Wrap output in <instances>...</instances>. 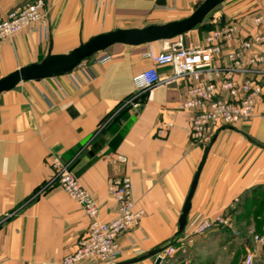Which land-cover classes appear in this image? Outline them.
I'll list each match as a JSON object with an SVG mask.
<instances>
[{
    "label": "crops",
    "instance_id": "crops-1",
    "mask_svg": "<svg viewBox=\"0 0 264 264\" xmlns=\"http://www.w3.org/2000/svg\"><path fill=\"white\" fill-rule=\"evenodd\" d=\"M165 1L159 7L156 0H44L49 8L45 30L24 29L0 42V79L48 54H62L89 28L110 32L165 24L160 21L190 16L198 2ZM32 2L0 0V21ZM259 15H264V0H222L202 24L182 35L184 44L202 46L215 25L236 24L238 36H248L258 28L253 18ZM174 20L179 19L169 22ZM163 44H117L98 54L109 56L103 63L85 60L69 73L20 82L0 93V264H60L87 228L81 207L60 188L34 196L50 177V155L73 161L72 172L96 200L102 221L117 214L107 180L129 177L131 199L144 214L136 228L118 237V262L178 241L197 218H231L248 207L251 195L264 192L263 94L248 121L212 134L185 228L178 233L183 204L209 144L190 137V114L180 107L183 84L156 86L141 97L138 110L125 108L113 116L133 94V76L152 66L143 55L157 54ZM158 72L163 77L169 69ZM219 228L193 237L191 244L202 248L219 243ZM233 241L242 245L238 238Z\"/></svg>",
    "mask_w": 264,
    "mask_h": 264
},
{
    "label": "built area",
    "instance_id": "built-area-1",
    "mask_svg": "<svg viewBox=\"0 0 264 264\" xmlns=\"http://www.w3.org/2000/svg\"><path fill=\"white\" fill-rule=\"evenodd\" d=\"M48 18L49 8L44 0H33L0 21V42L24 29L43 31L48 27ZM212 22L216 23V20L212 19ZM253 23L258 28L245 37L238 36L240 28L236 24L215 25L205 35L202 46H185L182 36H178L173 38L174 41H164L157 54L145 53L143 57L150 60L152 66L133 76L134 92L120 104L113 116L125 108L138 110L140 99L147 91L174 82L183 84L180 107L190 114V137L194 142L207 144L218 128L248 121L264 94V15L254 17ZM231 42H236L233 48L229 46ZM108 59L109 56L103 54L95 58L94 63ZM162 67L169 69L163 77L158 72ZM118 161L123 163L125 159L118 157ZM47 164L50 177L34 196L58 187L81 207L88 221L73 251L64 256L60 264H79L89 259H94L95 264L117 263L121 254L118 237L136 228L144 214L142 209L135 208L131 199L129 177L107 180V193L117 204V214L109 221H102L96 200L72 172L73 161L63 162L59 156L50 155ZM215 226L231 228L230 217L193 220L190 232L179 239L178 244L164 247L157 256L164 261L184 244H191L193 237ZM253 258L254 254L250 253L244 263L251 264Z\"/></svg>",
    "mask_w": 264,
    "mask_h": 264
},
{
    "label": "water",
    "instance_id": "water-1",
    "mask_svg": "<svg viewBox=\"0 0 264 264\" xmlns=\"http://www.w3.org/2000/svg\"><path fill=\"white\" fill-rule=\"evenodd\" d=\"M222 0H204L193 13L181 20L171 21L165 24H153L144 28L117 29L111 32L97 35L84 44L74 48L66 54H48L45 59L38 63L24 66L7 76L0 79V93L12 90L20 82L40 81L61 74H66L78 67L83 61L91 58L99 52L117 45L139 46L156 41H166L193 30L202 24L208 14L215 9ZM155 4L163 7L165 0H156ZM214 136L211 137L209 144L205 147L202 160L193 176L190 189L183 204L181 214L178 219V233H182L190 208V200L193 195L199 172L203 166L206 154L209 150ZM164 248H157L147 251L146 253L131 258L129 260L117 262L115 264H135L140 261L155 257V264H160L161 259L157 256ZM264 253V244L262 246Z\"/></svg>",
    "mask_w": 264,
    "mask_h": 264
},
{
    "label": "rangeland",
    "instance_id": "rangeland-1",
    "mask_svg": "<svg viewBox=\"0 0 264 264\" xmlns=\"http://www.w3.org/2000/svg\"><path fill=\"white\" fill-rule=\"evenodd\" d=\"M201 1L203 0H198L195 7H198ZM184 18L186 17L178 15L165 18L160 22L168 23L171 19L181 20ZM107 29L108 28H89L88 31L81 33L77 41H75L73 44H70V47H65V49H62V54L69 53L74 48L84 44L97 35L107 33L105 31ZM116 29L117 28H112L111 31ZM171 41H174V39ZM109 49L110 48L106 50ZM98 54H101V52L96 53L87 60L93 61L98 56ZM141 59L147 60L143 57ZM249 198L250 199L247 208L253 204V207L254 205L256 206L254 207L255 209L249 212H247L248 209L246 207L242 209V211L238 209L240 212L237 210V213H234V215L230 218L231 228H219L221 234L219 243H214L208 246L206 245L202 248H196L194 244H184L174 254L166 257L165 261H163V264H245L244 262L250 253L254 254L251 264H264V253L262 251V246L264 244V192H259L257 195L253 194ZM235 232H238V234H234ZM233 238L242 240V245L240 244L237 246L235 241H233ZM248 240L250 242L252 241L251 246H247L250 244ZM245 242H248V244ZM149 260L151 263L155 262V257H151Z\"/></svg>",
    "mask_w": 264,
    "mask_h": 264
},
{
    "label": "trees",
    "instance_id": "trees-1",
    "mask_svg": "<svg viewBox=\"0 0 264 264\" xmlns=\"http://www.w3.org/2000/svg\"><path fill=\"white\" fill-rule=\"evenodd\" d=\"M208 29V28H207ZM212 28H209V30H211ZM252 206H250L251 207V209H250V207L249 208H247L248 209V211L247 212H249V211H251V210H253V209H255L254 207H256L255 205H254V207H253V204H251ZM234 212H236V210L234 211ZM169 244H175L174 242H173V240L169 243Z\"/></svg>",
    "mask_w": 264,
    "mask_h": 264
}]
</instances>
